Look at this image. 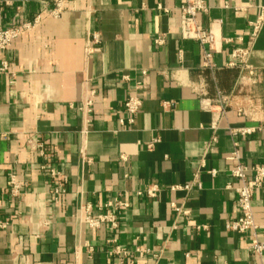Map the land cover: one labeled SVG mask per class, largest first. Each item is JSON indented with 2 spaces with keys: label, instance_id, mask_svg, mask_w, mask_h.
Instances as JSON below:
<instances>
[{
  "label": "crops",
  "instance_id": "0c3cea01",
  "mask_svg": "<svg viewBox=\"0 0 264 264\" xmlns=\"http://www.w3.org/2000/svg\"><path fill=\"white\" fill-rule=\"evenodd\" d=\"M204 4L197 20L218 42L212 69L202 68L200 45L181 38L184 0H65L57 18L53 0H0V28L41 19L0 53V264H117L114 246L135 264H264V253L252 255L245 236L225 229L239 216L227 159L234 143L248 167L264 162V0ZM93 34L99 42L88 51ZM238 47L250 49L259 75L244 90L256 111L227 108L213 129L201 99L241 88L229 66ZM132 95L141 107L122 127ZM243 127L254 131L228 134ZM42 166L59 174L62 194ZM194 180L199 189L170 190ZM149 185L160 187L155 197L137 194ZM115 201L128 204L117 230L82 223L85 206L95 215ZM251 206L264 241V190Z\"/></svg>",
  "mask_w": 264,
  "mask_h": 264
},
{
  "label": "built area",
  "instance_id": "2783aa9c",
  "mask_svg": "<svg viewBox=\"0 0 264 264\" xmlns=\"http://www.w3.org/2000/svg\"><path fill=\"white\" fill-rule=\"evenodd\" d=\"M65 0H53L54 7L49 12V16L57 18L61 15L63 9V3ZM204 0H184V5L181 7V24H180V35L184 40H192L197 42L202 48V62L201 66L204 69L214 68V64L211 63L212 52L215 50L218 44L215 36L208 30L204 29L198 22L197 16L205 11ZM264 10V6L262 7ZM41 22L39 16L35 17L32 22H20L11 26L0 28V53H7L11 49L12 43L19 36L24 33L34 30ZM261 19L257 22L251 23L252 36H257ZM165 41L164 36L155 39V44L162 45ZM229 42L230 40H223ZM98 36L93 34L89 41L88 51H92V46L98 44ZM250 49L248 48H234L231 52L233 61L229 64L231 68H237L239 70L238 83L241 88L235 92L229 94H221L219 92L211 98H202V107L210 112L212 117L211 126L213 129L217 126L219 120L224 116L227 108H233L236 113L240 116L252 118L255 114L254 98L249 96V93L244 94L245 86L255 85L258 83L259 75L256 73L249 64L248 58ZM7 69V61L1 60V71ZM241 97V102L239 98ZM141 100L138 96H129L123 104V112L125 119L120 120L122 127H129L134 120L135 114L141 107ZM90 105V102H86L84 106ZM165 106L167 104H164ZM254 129L251 128H228V134L231 138L233 137H244L250 135ZM234 143V149L227 158L231 163L230 176L237 179L240 185L235 189L236 193V206L239 210V216L234 220L228 222L225 225V229L229 232L245 236L248 241V251L256 256L261 257L264 253V241L259 239V227L254 220L252 214V198L257 190H264V162L258 166L248 167L242 159L241 153ZM151 147V145H149ZM39 149V153L44 154L42 146L36 144V149ZM41 154V155H42ZM41 171L46 173L51 180L58 183L54 193L56 195L64 192L63 182L59 174L53 169H49L47 166H42ZM213 174V172H212ZM10 188L12 193H16L18 186L15 184L14 179H10ZM199 189L200 183L196 180L189 184L182 186H172L170 190H180L186 193L192 189ZM160 191V187L157 185H149L144 191L138 192V195H145L149 198H153ZM171 208L183 216L188 215V211L184 210L181 206H176L174 203L170 204ZM108 211L99 212L95 215L91 214V206H85L84 216L82 223L85 224L89 229L96 230L101 227H105L108 230L115 231L119 225V216L123 209L128 207L127 203L122 201H115L114 203H108L105 206ZM111 209V210H110ZM7 222L0 218V230L5 229ZM203 229L202 226H196V230ZM139 250H137L138 252ZM109 258L115 259L117 264H135L132 259V253L129 249L114 246L108 252Z\"/></svg>",
  "mask_w": 264,
  "mask_h": 264
}]
</instances>
